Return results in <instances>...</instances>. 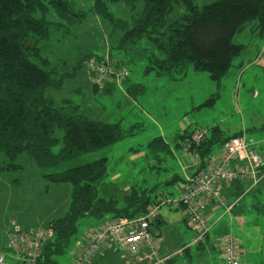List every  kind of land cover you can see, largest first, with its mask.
Returning a JSON list of instances; mask_svg holds the SVG:
<instances>
[{"label":"trees","instance_id":"obj_1","mask_svg":"<svg viewBox=\"0 0 264 264\" xmlns=\"http://www.w3.org/2000/svg\"><path fill=\"white\" fill-rule=\"evenodd\" d=\"M120 3L128 9L130 20L111 12L110 6ZM175 9L183 13L173 18ZM93 12L120 32L119 51L136 49L142 40H148L154 52L143 50L150 69L158 75L185 76L192 69L209 74L218 85L246 50L245 45L234 41L236 34L250 23L264 33V0H214L203 4L197 0H94ZM86 18L87 14L70 0H0V155L5 159L0 173L22 172L33 166L47 182L72 186L69 210L63 218L47 225L53 236L45 242L37 264H58V259L67 254L82 218L104 219L111 215V220L133 219L172 195L162 192L153 199L147 185H140L132 187L122 201L104 198L99 185L107 179L106 157L69 167L79 157L110 148L129 136L121 123L90 119L80 114L71 101L58 103L51 95L63 88L71 74H59L51 68L44 50H50L57 33L69 34V28ZM128 81L119 87L108 83L101 90L111 93ZM93 86L96 92L100 90ZM128 92L135 97L145 88L138 84ZM190 135L181 138L185 141ZM230 138L219 142L207 136L197 147L203 163L215 145L222 146ZM59 144L62 148L55 154L53 148ZM149 148L160 163L171 153L163 138L153 140ZM176 178L180 176L174 174ZM256 186L247 193H238L243 198ZM242 198L238 197L236 205ZM179 209L184 211L183 207Z\"/></svg>","mask_w":264,"mask_h":264},{"label":"rangeland","instance_id":"obj_2","mask_svg":"<svg viewBox=\"0 0 264 264\" xmlns=\"http://www.w3.org/2000/svg\"><path fill=\"white\" fill-rule=\"evenodd\" d=\"M70 1L79 11L87 14V18L80 25L69 28V34L57 33L50 43V50L46 53L44 50L43 55L49 57L51 65L53 62L63 72L71 74L62 89L51 93L58 103L69 100L78 106L80 114L102 122L121 123L129 134L116 145L81 156L69 164V167H75L106 157L108 173L104 182L106 184L103 185L107 190L106 197L109 195L122 201L121 189L127 192L135 183H139V187L143 180H147V189L152 191L153 199L163 191L172 192L170 186L158 185L162 181L157 169L160 167L147 164V157L154 164L149 144L156 138H165L172 145L176 137L186 134V130L187 133L206 130L208 137L218 135L222 139L243 132L239 136H245L254 150L264 154V68L253 64L255 56L264 47V33L261 34L256 25L250 23L236 34L234 41L245 45L246 50L234 61L219 86L210 80L207 73L198 74L192 69L185 76L158 75L156 70L150 69L143 50L153 51L148 40H142L136 49L119 51L117 45L120 32L114 31L109 22L93 12L94 0ZM213 1L197 0L200 4ZM110 10L117 18L130 20L124 4L110 6ZM182 13V9H175L173 18ZM93 57H110L115 64L129 71V81L122 89L114 88L111 93L105 94L101 89L96 92L87 69L88 61ZM76 64H79L78 68L72 74ZM138 84L144 86L145 92L135 97L127 96L129 88ZM61 148L59 144L53 148V152L58 154ZM221 152V145L214 147L213 155H220ZM143 153L144 157L132 159ZM4 161L0 155V165ZM172 164L177 165L173 158H167L165 165ZM120 184L124 185L121 189L116 186ZM71 195L70 184L49 183L41 176L39 169L33 166L26 167L22 172L0 173V238L4 239L13 221L18 222L22 228L47 229L42 224L61 218L69 210ZM3 197H8L10 201L2 202ZM170 197L178 199L179 195L173 193ZM243 198V204L248 208L253 206V211L247 210L244 213L248 224L245 233H240L236 226L232 235L238 241H246L247 249L260 251V260L249 261L250 264H264V178L253 192ZM232 201L238 200L233 198ZM175 210L171 206H164L158 215L168 218V226L172 227L174 222L170 217L178 214ZM104 222V219L82 218L71 240L72 246L79 248L87 232L102 227ZM151 226L156 235L163 233L166 245L189 246L192 242L193 232L181 235L177 230L159 227L155 222ZM194 232L199 235L197 230L194 229ZM190 247L192 253L197 252L196 246ZM0 252L5 254L4 249L3 253ZM118 253L122 254L121 251ZM64 258L66 260L61 264H72L69 252ZM202 258L205 256L202 255ZM181 262L198 264L196 256L192 259L180 258L177 264ZM242 263H245V257Z\"/></svg>","mask_w":264,"mask_h":264},{"label":"built area","instance_id":"obj_3","mask_svg":"<svg viewBox=\"0 0 264 264\" xmlns=\"http://www.w3.org/2000/svg\"><path fill=\"white\" fill-rule=\"evenodd\" d=\"M87 67L93 85L100 89L108 83L119 87L130 75L129 71L115 64L110 57H93L89 59ZM206 137V130L191 133L185 142L187 153L198 155L197 147ZM263 167L264 154L254 150L245 136L230 138L222 145L220 155L182 185L178 199L165 196L141 216L113 219L100 228L90 229L84 243L74 250L72 264H93L110 243L127 253L136 252L143 244L153 245L155 236L150 227L156 221L158 211L164 206L175 209L183 207L190 225L199 233V240H203L211 229L206 216L208 206L212 203L226 204L223 191L235 182L252 180L253 187L260 184L264 178ZM236 203L227 206V211L231 212ZM52 236L51 229L42 228L10 232L5 241L7 253L0 256V264H8L7 254L17 260L18 264H37L45 242ZM242 258L243 252L238 239L232 234L226 235L222 241L223 264H243Z\"/></svg>","mask_w":264,"mask_h":264},{"label":"crops","instance_id":"obj_4","mask_svg":"<svg viewBox=\"0 0 264 264\" xmlns=\"http://www.w3.org/2000/svg\"><path fill=\"white\" fill-rule=\"evenodd\" d=\"M120 4H123V3H120ZM238 44H240V43H238ZM263 55H264V47L262 49H260L259 52L257 53V55L255 56V58L253 60V64L264 68ZM47 59L50 63L51 68H54L55 70H57V72H59V74H69L70 75V73L63 72V70L54 66L53 62H52V65H53V67H52L49 57H47ZM78 65L79 64H76L73 67L72 74L75 73V69H77L76 67ZM198 74H200V73H198ZM209 78H210V76H209ZM241 78H242V74L240 75V79ZM124 92L126 93V91H124ZM127 96L132 97L130 94H127ZM215 100H216V98H215ZM184 129L186 130V128H184ZM218 133H219V131H218ZM242 133H238L236 135H240ZM188 134H190V133H187V130H186L185 135H188ZM214 136H215V138H217L219 140V142H220V140H224V139L229 138V136H228L227 138L222 139V136L218 137V135H213L212 138H211V136L208 138L214 140L215 139ZM163 139L165 140V138H163ZM179 140H182L181 136H178L174 139V141L172 142L173 146L171 145L170 142L165 140V142L170 145V151H171L170 156L167 155L166 159L169 157L173 158L176 161V164H177L176 166H174L173 164L171 166L165 165L166 160L164 163H160L154 155H152V158H153L152 161L154 163L152 165L151 159L149 157H147L148 166L160 167V169H158V170L160 173L159 177L162 178V181H160L158 185L163 186V187L170 186L172 188L170 190L172 192L166 193V191H165V193H166L165 195L173 194V193H175L177 195V193H179L181 191L182 185L184 183H186V181L190 177H192L196 172L204 169L210 162L213 161L214 158H216L218 156V155H213V149L215 146H217V145H215L212 148V151H211L212 154H211L210 158H208L206 160V163H203L199 154L196 155V154H192V153H190V154L187 153V151L185 150V144H184L185 141L182 140V142H179ZM219 145H221V144H219ZM139 156L144 157V153L140 154L136 157H133L132 159L135 160V158H137ZM231 166H234V165H231ZM149 169L151 170L152 167H150ZM174 174H178L180 176V179L176 178V180H178V181H176L174 179ZM114 178H117V176H115ZM153 179H152V181H153ZM171 181H173V182L176 181V182L172 185H169L168 183H170ZM104 182L101 185H99V190H100L102 197L108 198L109 195H108V197L105 196V194L107 193V190L103 186L104 184H106ZM138 184L139 183L133 184L127 192L122 191L121 188H123V186H124L123 184H120V186L116 185L118 188L121 189V193H123V196H121L122 200L124 199V197L126 195H128L131 192L132 187L137 186ZM7 185H9V184H7ZM142 185L146 186L147 180H143L141 186ZM158 185H156L155 188ZM252 187H253V181L252 180H246L243 182H238L236 184H233L230 188H225L223 191V197L225 199L226 204L217 205V204L212 203L208 206V208L206 209V216H207L209 223L211 225V229H210L208 237L206 239H204L203 241L199 240V235L197 236L196 233L194 232V229L190 225V222H189L185 212L182 209H176L175 211H177L178 214L175 215L174 217H170L173 219V222H174L172 227L168 226V223H167L170 220L168 218L163 217L161 214L158 215L159 216L158 218L160 221H158L157 226L166 227V229L171 230V231L177 230L178 234H181V235L186 234V232H189L188 233V235H189L191 232H193L194 233L193 239H192V242L189 243V246H186L184 244H179V245L175 244L173 247L171 245L169 246V244L166 245V241H164V239H163L164 238L163 233L160 235H158V234L156 235V233L151 229V227H152L151 226L150 230L152 233L154 232L153 234H155L154 235L155 236V242L153 245L143 244L141 246V248L139 250H137L136 252L127 253V252H124V251L118 249V247L115 244L110 243L108 246H106L100 252V254L98 255V258H96V260L93 264H177V262H178V260H180V258L192 259V258H195V256L197 257V263L198 264H223V261H222V241H223V238L226 235L233 234V232L236 229V226L239 227L240 233L244 234L245 231L247 230L246 227H248V224L246 223L247 221L245 220V214L244 213L247 210L253 211V206L248 208L245 204L244 205L241 204V203H243L245 198H242L238 192H241L242 190H244V192L247 193ZM238 197L242 198L241 202L236 205V207L234 208V211L228 212L227 206H230V205L236 203V201L233 202L232 199L236 198V200H238ZM109 198H111V197H109ZM9 201H10V199L8 197H3V199H2V202H9ZM235 211H237V212H235ZM64 216H62L61 218H63ZM111 218H112V216L111 217L105 216L104 220L107 222V221L111 220ZM58 219H60V218H58ZM53 220H55V219H53ZM53 220H51V221H53ZM51 221L46 222L45 224H42V225L47 226ZM156 222H157V220H156ZM30 229H33V228L32 227L22 228L18 222L13 221L10 225V228L7 230V233L4 237V239L0 238V251H2V253H3V249H4L5 254L7 253L6 249H5V240H6V236L8 233L16 231V230L28 231ZM239 243H240L241 250L243 252V257H245V263L244 264H250L249 261L260 260V253H259L260 251L251 250L250 248L247 249L245 247L247 245L246 241L239 240ZM191 245H194L197 247V252H195V253L191 252V250H192V247H190ZM74 246L75 245L72 246V243H71L69 250H68L72 259H73V255H74L73 252L75 249ZM118 251H121L122 254H119ZM201 254L203 256H205V258H202ZM1 255H3V254H1V252H0V256ZM7 255L8 256L6 257V263L18 264V263H16V260H14L12 256H10L9 254H7ZM64 257H66V255ZM177 258H179V259H177ZM65 260L66 259L65 258L63 259V257L58 259V264H61L62 261H65ZM181 264H185V263L181 262Z\"/></svg>","mask_w":264,"mask_h":264}]
</instances>
